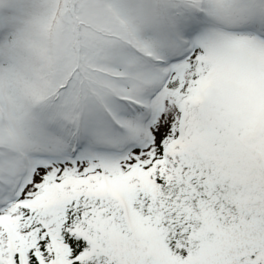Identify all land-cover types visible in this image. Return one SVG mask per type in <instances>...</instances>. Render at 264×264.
Masks as SVG:
<instances>
[{
  "label": "snow or ice",
  "instance_id": "snow-or-ice-1",
  "mask_svg": "<svg viewBox=\"0 0 264 264\" xmlns=\"http://www.w3.org/2000/svg\"><path fill=\"white\" fill-rule=\"evenodd\" d=\"M0 264H264V0H0Z\"/></svg>",
  "mask_w": 264,
  "mask_h": 264
}]
</instances>
